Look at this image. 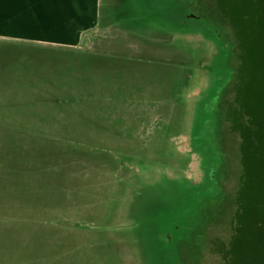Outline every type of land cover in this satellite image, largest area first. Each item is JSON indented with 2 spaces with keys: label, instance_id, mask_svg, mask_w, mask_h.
<instances>
[{
  "label": "rangeland",
  "instance_id": "obj_1",
  "mask_svg": "<svg viewBox=\"0 0 264 264\" xmlns=\"http://www.w3.org/2000/svg\"><path fill=\"white\" fill-rule=\"evenodd\" d=\"M263 7L101 0L80 47L0 44V264H264ZM232 65L210 143L226 194L197 201Z\"/></svg>",
  "mask_w": 264,
  "mask_h": 264
},
{
  "label": "crops",
  "instance_id": "obj_2",
  "mask_svg": "<svg viewBox=\"0 0 264 264\" xmlns=\"http://www.w3.org/2000/svg\"><path fill=\"white\" fill-rule=\"evenodd\" d=\"M100 18L101 0H0V44L80 47Z\"/></svg>",
  "mask_w": 264,
  "mask_h": 264
},
{
  "label": "trees",
  "instance_id": "obj_3",
  "mask_svg": "<svg viewBox=\"0 0 264 264\" xmlns=\"http://www.w3.org/2000/svg\"><path fill=\"white\" fill-rule=\"evenodd\" d=\"M264 9V7H263ZM200 27V28H199ZM199 29H191L190 31H185L187 32V34H200L202 37H204L205 39L210 40L212 43H214L217 47L218 52H222V51H226L228 50V48H234V45H230V46H226L227 44H231L230 42H227L226 40H223L221 35L218 32H214L213 30L206 29L203 26H199ZM236 45V44H235ZM227 47V49H225ZM234 55L236 53H233ZM232 70L230 72V74L228 75L227 81L225 83H223V85L218 87L217 93L215 94V100H216V104L215 106L212 107V110L208 113L210 114V116H213V118L215 119L216 117V112L219 108V100H220V95H222V92L225 90V88L229 85L232 77H234V75H236L235 73H237L238 69L235 66H231ZM229 107V106H228ZM227 107V108H228ZM216 120V119H215ZM217 123H214V130L217 128ZM214 139V138H213ZM203 151L205 152V157L206 159L202 160V164L201 167L203 166V168L209 169V170H205L202 171L204 172V175L202 178H204V180L202 181V183H207V185H210L211 187L206 188V190L199 191L198 193H196V198L197 201L202 200L203 198H206L207 200H218L221 196H224L226 194L225 192V188L222 187V185H220V179L218 177L219 172L221 171V168L224 164L223 158L217 154V150L215 152V154L213 153V161L210 160V152L208 150V143H204L203 147H202ZM216 157V158H214ZM211 162L213 163V167H214V171L213 174L210 173V164ZM213 175V176H212ZM201 186V185H198ZM219 190L218 195H216V190ZM196 201V202H197ZM199 209H201V204L200 202L197 203V207L195 210H197V213H192L190 215V218L188 217L186 220L187 222L185 224H183L184 226V230L183 232L186 233V235H189L187 232H190L193 228V223H197L198 218H199Z\"/></svg>",
  "mask_w": 264,
  "mask_h": 264
},
{
  "label": "flooded vegetation",
  "instance_id": "obj_4",
  "mask_svg": "<svg viewBox=\"0 0 264 264\" xmlns=\"http://www.w3.org/2000/svg\"><path fill=\"white\" fill-rule=\"evenodd\" d=\"M212 117V120L214 121V123H215V119L213 118V116H211ZM210 122V118H209V120H208V123ZM211 123H213L212 121H211ZM211 123H209L208 124V127H207V129L209 128V132L207 133V137H209V139H211V141L208 139V140H206V142L205 143H208V150H209V152L210 153H212V148H210V143H213V137H214V135H213V130H214V123H213V125H211ZM210 127H212V129L210 128ZM212 131V133H210ZM213 154V153H212ZM209 156H210V160L211 161H213V159L211 158L212 156H211V154H209ZM200 162V167H201V164H202V160L201 161H199ZM204 169L205 170H209V169H206V168H203V166L201 167V178H200V181H198V183H200V182H202L203 180H204V178H202L203 177V175H204V172H202V171H204ZM210 173L211 174H213V171L215 170L214 169V167H213V163L211 162V164H210ZM213 176V175H212ZM194 226V225H193ZM188 233V232H187ZM190 234H191V231H190ZM190 234L189 235H186L185 237H186V239H188L189 237H190ZM189 236V237H188Z\"/></svg>",
  "mask_w": 264,
  "mask_h": 264
}]
</instances>
